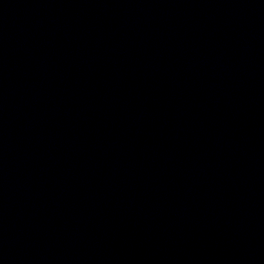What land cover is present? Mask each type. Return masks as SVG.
Returning <instances> with one entry per match:
<instances>
[{"label":"water","instance_id":"1","mask_svg":"<svg viewBox=\"0 0 264 264\" xmlns=\"http://www.w3.org/2000/svg\"><path fill=\"white\" fill-rule=\"evenodd\" d=\"M101 0H0V62Z\"/></svg>","mask_w":264,"mask_h":264}]
</instances>
